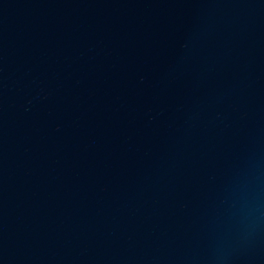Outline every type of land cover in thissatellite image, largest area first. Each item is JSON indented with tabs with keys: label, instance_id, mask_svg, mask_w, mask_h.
I'll return each mask as SVG.
<instances>
[{
	"label": "water",
	"instance_id": "95a60500",
	"mask_svg": "<svg viewBox=\"0 0 264 264\" xmlns=\"http://www.w3.org/2000/svg\"><path fill=\"white\" fill-rule=\"evenodd\" d=\"M0 264H264V0H0Z\"/></svg>",
	"mask_w": 264,
	"mask_h": 264
}]
</instances>
